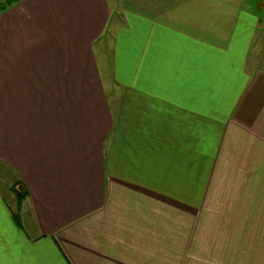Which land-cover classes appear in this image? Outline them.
<instances>
[{"label":"crops","instance_id":"obj_1","mask_svg":"<svg viewBox=\"0 0 264 264\" xmlns=\"http://www.w3.org/2000/svg\"><path fill=\"white\" fill-rule=\"evenodd\" d=\"M252 3L0 12V264H264Z\"/></svg>","mask_w":264,"mask_h":264},{"label":"trees","instance_id":"obj_2","mask_svg":"<svg viewBox=\"0 0 264 264\" xmlns=\"http://www.w3.org/2000/svg\"><path fill=\"white\" fill-rule=\"evenodd\" d=\"M18 1L19 0H6L5 2H0V12L8 9L10 6H12L13 4H15ZM15 188L16 187H14V190L18 194V201L20 204L21 201L26 197L27 193H25L24 189L19 190V189H15Z\"/></svg>","mask_w":264,"mask_h":264},{"label":"rangeland","instance_id":"obj_3","mask_svg":"<svg viewBox=\"0 0 264 264\" xmlns=\"http://www.w3.org/2000/svg\"><path fill=\"white\" fill-rule=\"evenodd\" d=\"M6 0H0V2H5ZM257 0H255L256 2ZM259 4H249L251 10L256 11L257 13H259L258 15H260L262 18H264V0H258ZM15 189H18L19 185L15 186ZM14 188V187H13ZM16 192V191H15ZM16 196L18 197V194H16Z\"/></svg>","mask_w":264,"mask_h":264},{"label":"water","instance_id":"obj_4","mask_svg":"<svg viewBox=\"0 0 264 264\" xmlns=\"http://www.w3.org/2000/svg\"><path fill=\"white\" fill-rule=\"evenodd\" d=\"M21 186H22V185H19V187H18L19 190H22V189H21V188H22Z\"/></svg>","mask_w":264,"mask_h":264}]
</instances>
